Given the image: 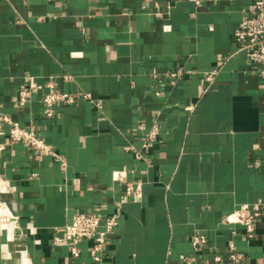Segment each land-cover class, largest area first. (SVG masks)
Segmentation results:
<instances>
[{
	"label": "crops",
	"instance_id": "obj_1",
	"mask_svg": "<svg viewBox=\"0 0 264 264\" xmlns=\"http://www.w3.org/2000/svg\"><path fill=\"white\" fill-rule=\"evenodd\" d=\"M254 1L0 0V110L57 153L12 140L2 122L0 198L18 224L0 220V264L211 261L230 240L264 264V76L234 37ZM31 77L75 100L48 117L44 87L22 105ZM257 201L247 238L225 218ZM82 211L118 214L101 260L90 239L78 256L56 242ZM195 234L208 238L200 251Z\"/></svg>",
	"mask_w": 264,
	"mask_h": 264
},
{
	"label": "built area",
	"instance_id": "obj_2",
	"mask_svg": "<svg viewBox=\"0 0 264 264\" xmlns=\"http://www.w3.org/2000/svg\"><path fill=\"white\" fill-rule=\"evenodd\" d=\"M200 4V0H196ZM234 37L238 42L236 51H244L250 62L257 64V70L261 76H264V0L254 1V12L245 16L238 27L234 31ZM217 70H213L207 75L209 84H212ZM185 70L183 67H178L175 70L168 71V75L177 79L184 75ZM47 87V92L44 94L45 108L44 113L46 116H53L55 114V103L57 101L73 102L75 97L73 94L59 89L55 83L49 81L45 86L37 82L33 77L29 84L19 91V101L23 105L27 103L30 97L39 90ZM206 89V88H205ZM0 127L2 122H7L10 125V138L15 141H23L28 145L57 156V153L52 150L44 138L38 133L29 128L23 127L18 121L11 119L8 115L3 114L0 110ZM157 135V128L149 133L148 139L154 140ZM141 156V154H139ZM123 176L122 171H115L114 177L121 179ZM134 186L127 187V192L133 194L137 199L141 194V184L136 186V192H133ZM1 191H6V186H0ZM262 206L261 201L251 204H242L229 213L225 221L228 223L238 222L244 225L245 235L247 238H253L257 229L258 223V209ZM0 209L6 213L0 214V220L7 223V230L9 232L12 228H16L18 219L9 210L5 201L0 198ZM119 222L118 214L102 215L95 211H82L75 214L73 221L66 225L65 235L56 237L57 243H67L70 245L71 252L74 256L80 254L79 242L82 239H90L93 241L92 251L95 260H101V253L108 242L110 233L114 230ZM208 238L205 234H195L192 243L196 251H200L202 246L207 244ZM22 256L26 257V251L21 250ZM181 264H255L248 259V255L237 248L234 240L229 242V254L224 257L221 254H215L211 261L200 260L195 256L186 254L181 255Z\"/></svg>",
	"mask_w": 264,
	"mask_h": 264
},
{
	"label": "bare ground",
	"instance_id": "obj_3",
	"mask_svg": "<svg viewBox=\"0 0 264 264\" xmlns=\"http://www.w3.org/2000/svg\"><path fill=\"white\" fill-rule=\"evenodd\" d=\"M2 213H6V211L0 209V214H2ZM11 231L13 232L14 231V228L11 227Z\"/></svg>",
	"mask_w": 264,
	"mask_h": 264
}]
</instances>
